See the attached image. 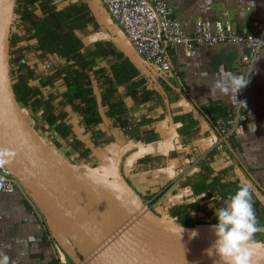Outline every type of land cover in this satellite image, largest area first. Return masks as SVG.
<instances>
[{
  "label": "crops",
  "instance_id": "obj_1",
  "mask_svg": "<svg viewBox=\"0 0 264 264\" xmlns=\"http://www.w3.org/2000/svg\"><path fill=\"white\" fill-rule=\"evenodd\" d=\"M63 1L59 0L60 3ZM83 1L89 6L94 20L93 26L83 34L85 47H91L97 41L113 42L112 33H118L119 28L100 0ZM163 1L171 9V17L180 23L187 34H192L198 20L210 24L222 21L232 29H247L249 32H255L264 21L262 0ZM167 51L170 74H160L138 57L133 60L147 75L151 88L159 89L162 76L171 79L177 98H165L160 104L152 102L149 105L125 98L135 121L151 119L154 120L152 128L155 133L160 127L163 129L161 134L158 133V142L145 144L134 141L131 136L114 128L107 119L99 126L105 136L99 140L85 132L79 116L65 107L66 119L90 151L88 158H81L57 138L49 143L65 162L85 173V182L104 190L107 196H111L112 203L127 215L157 214L162 206L185 198L178 186H171L175 170L186 159L196 162L198 166L199 161L207 155L201 156L200 145L216 134L215 120L228 116L238 97V93L235 96L220 92L211 94L210 88L221 78L222 71L243 78L245 68L240 61L249 54L250 49L246 45L225 43L194 46L188 52L178 46ZM29 61L34 67L39 64L34 57ZM254 70L253 81L246 87L247 119L240 123L241 133L234 146L217 151L214 163L219 167L231 168L241 183L252 187L264 200V56L259 57ZM44 72L38 71L34 79H39ZM52 85V88L42 89L53 94L56 92L57 100L64 85L60 80ZM22 113L31 124L34 120L31 115ZM179 113H191L198 120L199 141L191 145L182 144L176 133L177 125L172 121V116ZM221 113H225V116L220 117ZM173 132L177 138L171 136ZM188 156H191L190 159ZM165 197L166 201H162ZM43 213L39 201L29 191L0 192V253L9 257L8 264H81L83 259L76 248L59 232L57 234L61 236L58 237L65 241H57L56 228L54 225L49 227L50 220Z\"/></svg>",
  "mask_w": 264,
  "mask_h": 264
},
{
  "label": "trees",
  "instance_id": "obj_2",
  "mask_svg": "<svg viewBox=\"0 0 264 264\" xmlns=\"http://www.w3.org/2000/svg\"><path fill=\"white\" fill-rule=\"evenodd\" d=\"M63 2L14 0L8 33L9 76L17 107L34 119L31 124L29 122L30 128L46 142H54L57 138L87 159L90 151L66 119L65 107H69L79 116L85 132L99 140L105 138L99 126L107 119L134 141L158 142L159 135L152 128L154 120L135 121L125 98L148 105L160 104L165 98L174 100L177 96L171 79L162 76L159 89H153L141 67L113 42L97 41L86 48L83 34L94 23L91 10L83 0ZM33 57L39 60L35 67L29 61ZM24 59H27L25 64L22 63ZM49 61L52 62L49 70L35 80V74L43 70L42 64ZM57 80L63 82L64 90L56 100V92H45L42 87L52 88ZM172 119L183 145L201 139L199 122L191 113H179ZM217 153L207 154L199 161L197 172L179 183V189L190 187L192 196L162 206L161 212L144 218L181 231L213 229L218 223L216 208L243 184L231 168L215 165ZM250 189L255 214L264 225V200L252 187ZM214 196L221 199L214 201ZM254 239L264 242V233L255 234Z\"/></svg>",
  "mask_w": 264,
  "mask_h": 264
},
{
  "label": "water",
  "instance_id": "obj_3",
  "mask_svg": "<svg viewBox=\"0 0 264 264\" xmlns=\"http://www.w3.org/2000/svg\"><path fill=\"white\" fill-rule=\"evenodd\" d=\"M13 8L14 0H0V161L26 185L86 264H144L132 231L141 216L131 224L117 223L33 148L9 76L8 33ZM112 35L114 45L133 59L120 30Z\"/></svg>",
  "mask_w": 264,
  "mask_h": 264
},
{
  "label": "built area",
  "instance_id": "obj_4",
  "mask_svg": "<svg viewBox=\"0 0 264 264\" xmlns=\"http://www.w3.org/2000/svg\"><path fill=\"white\" fill-rule=\"evenodd\" d=\"M262 2L264 5V0ZM100 3L119 28L121 38L130 47L133 57L140 58L163 75L171 73L168 48L178 46L188 52L194 46H215L225 43L249 47V54L240 61L245 68L243 79L247 84L238 92L233 111L228 116L215 120L216 134L200 145L199 153L205 156L210 152L223 151L234 146L236 138L241 133L240 123L247 119L246 87L253 81L255 63L260 56H264V21L255 32H249L247 29H232L222 21L210 24L198 20L192 34H187L180 23L171 17V9L163 0H100ZM26 62L27 59L22 60L23 64ZM42 65L43 70L48 71L52 62H45ZM162 131L161 127L157 130L159 134ZM171 136L177 138L174 132ZM195 163L187 159L182 160L175 170L171 186H178L186 177L196 173ZM17 190L31 192L13 170L0 161V192L9 194ZM180 191L185 197L192 196L190 187H182ZM81 264L86 263L84 261Z\"/></svg>",
  "mask_w": 264,
  "mask_h": 264
},
{
  "label": "clouds",
  "instance_id": "obj_5",
  "mask_svg": "<svg viewBox=\"0 0 264 264\" xmlns=\"http://www.w3.org/2000/svg\"><path fill=\"white\" fill-rule=\"evenodd\" d=\"M247 82L238 76L223 72L214 86L211 87V94L217 92L235 96ZM221 197L214 196L213 200H220ZM218 223L213 225V231L217 237L212 250L220 258V264H258L264 260V242L254 239L255 234L264 233V225H261L252 203V192L247 184L238 186L234 194L222 201V206L215 211ZM197 231L191 232V237L197 236ZM0 264H8L9 257L0 253ZM254 258H256L254 260Z\"/></svg>",
  "mask_w": 264,
  "mask_h": 264
},
{
  "label": "rangeland",
  "instance_id": "obj_6",
  "mask_svg": "<svg viewBox=\"0 0 264 264\" xmlns=\"http://www.w3.org/2000/svg\"><path fill=\"white\" fill-rule=\"evenodd\" d=\"M25 114V113H24ZM24 120H25V131L27 133V136L31 142V144L37 148L43 155L46 156V158L55 166V168L71 183H73L78 189H80L84 194H86L88 197H90L94 202L100 203V201L107 206H111L113 208H116L119 210L123 215H124V220L127 221L126 223L131 224L135 219H137L139 216L140 220L139 223H143L144 216L139 213V214H134V215H127L125 212H123L119 207H117L115 204L112 203L111 196H107L105 192L96 189V186L93 184H88L85 182L83 178V174H85L82 171H79V169H75L74 167L71 166L70 163L65 162L63 160V157L59 154L57 149H54L51 147V144L45 141L43 137H41L39 134H36L29 125V120L27 117L24 115ZM166 197L162 199V201H166ZM41 210L44 212L43 214L47 217V214L44 210V208L40 205ZM156 215V214H155ZM149 216V215H148ZM49 218V217H48ZM162 218V217H161ZM49 227L51 225H54L56 230V239L57 241L63 243L65 240H61L59 236L64 234L60 231L58 226L49 218ZM141 221V222H140ZM118 222V221H116ZM149 222V221H148ZM119 224H126L124 222H118ZM158 224V223H155ZM138 225V224H136ZM135 225V226H136ZM133 226V228L135 227ZM183 234V242L185 244H204L206 245L207 248H198L195 245H186L182 244L178 246L174 251L173 254L176 256L181 253H186L188 256L182 257L183 258V263L182 264H209V262H204L203 260H200L201 258L204 257V259L208 261H214L212 258V255H209L208 253V248L211 249L212 245L214 244L215 240L217 239L213 229L210 230H203L201 232L197 231V236L192 238L191 237V232L192 231H181ZM59 232L60 234H57ZM137 243L139 245V248L141 250V253L143 255V260L144 264H172V260L170 259V255L168 256H163L161 254L158 255V250L153 251V248L150 247L148 242H146L144 239L139 238L136 233H134ZM213 251V250H212ZM262 253H264L262 251ZM208 254V255H207ZM207 255V256H206ZM83 259V258H82ZM256 258H254L255 260ZM84 263V261H82ZM176 263V262H175ZM173 263V264H175ZM213 264H219L218 262L214 261ZM258 264H264V260L258 261Z\"/></svg>",
  "mask_w": 264,
  "mask_h": 264
},
{
  "label": "bare ground",
  "instance_id": "obj_7",
  "mask_svg": "<svg viewBox=\"0 0 264 264\" xmlns=\"http://www.w3.org/2000/svg\"><path fill=\"white\" fill-rule=\"evenodd\" d=\"M33 148L35 149V151L41 157H43L45 160L50 162L46 158V156L43 155L37 148H35V147H33ZM73 186L79 192H81L83 195L88 197L80 189H78L74 184H73ZM88 198L90 200H92L90 197H88ZM92 201L94 202V200H92ZM94 203L96 205H98L103 211H105L115 221H118L120 223L121 222H124V223L127 222V221L124 220V215L119 210H117L116 208H113L111 206H107L106 204L104 206L101 201H100V203H99V201L98 202H94ZM136 224H138V225H136ZM133 226H135L132 229L133 233H136V235L139 238L144 239L146 242H148L150 247L153 248V251L154 250L155 251L158 250V255L159 254H161L163 256L170 255V259L172 260L173 263L176 262L175 264H182L184 262L182 257L188 256L186 253H181V254H178L176 256L173 254V251L178 246H180L182 244H185V242H183V234L180 231L175 230V229L170 228V227H167V226H164V225H162L160 223L155 224L154 222H148L147 220L143 221V223H139V222L135 223ZM186 245H189V246L195 245L198 248H207L206 245L201 244V243H199V244H185L184 246H186ZM208 250H209V248H208ZM212 258H213L214 261H216V262H218L220 264V258L215 253L214 249L212 251ZM200 260H203L204 262H209V264H213L214 263V261H208V260L204 259V257L201 258Z\"/></svg>",
  "mask_w": 264,
  "mask_h": 264
}]
</instances>
